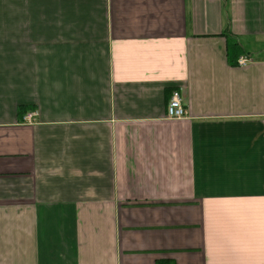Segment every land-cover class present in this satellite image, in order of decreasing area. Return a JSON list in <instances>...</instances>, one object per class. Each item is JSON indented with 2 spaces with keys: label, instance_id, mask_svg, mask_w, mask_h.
<instances>
[{
  "label": "crops",
  "instance_id": "obj_1",
  "mask_svg": "<svg viewBox=\"0 0 264 264\" xmlns=\"http://www.w3.org/2000/svg\"><path fill=\"white\" fill-rule=\"evenodd\" d=\"M0 264H264V0H0Z\"/></svg>",
  "mask_w": 264,
  "mask_h": 264
},
{
  "label": "built area",
  "instance_id": "obj_2",
  "mask_svg": "<svg viewBox=\"0 0 264 264\" xmlns=\"http://www.w3.org/2000/svg\"><path fill=\"white\" fill-rule=\"evenodd\" d=\"M252 59L247 55H241L238 58L237 65L239 67H247L252 63ZM35 112L27 113L24 118L26 121H33L35 118ZM167 115L169 118H183L188 115L187 105L185 104V98L181 90H175L172 97L169 100L167 106Z\"/></svg>",
  "mask_w": 264,
  "mask_h": 264
},
{
  "label": "trees",
  "instance_id": "obj_3",
  "mask_svg": "<svg viewBox=\"0 0 264 264\" xmlns=\"http://www.w3.org/2000/svg\"><path fill=\"white\" fill-rule=\"evenodd\" d=\"M230 55L232 56V57H234L233 58V60L235 61V63H234V61H233V64H236L237 65V61H238V58L241 56V55H246L244 52H242L241 50L239 51V50H235L234 49V47H231V50H230Z\"/></svg>",
  "mask_w": 264,
  "mask_h": 264
}]
</instances>
